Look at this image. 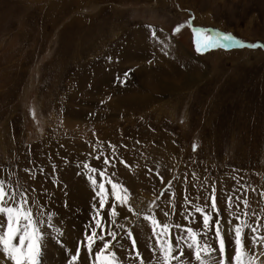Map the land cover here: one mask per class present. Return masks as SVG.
I'll return each instance as SVG.
<instances>
[{"label":"rangeland","instance_id":"374dc122","mask_svg":"<svg viewBox=\"0 0 264 264\" xmlns=\"http://www.w3.org/2000/svg\"><path fill=\"white\" fill-rule=\"evenodd\" d=\"M193 28L242 46L198 52ZM261 46L264 0H0V180L27 192L34 209L48 198L65 207L47 229L42 264H73L91 235L100 209L92 179L105 184L107 213L97 218L116 233L106 239L123 264H139L129 230L145 264H158L145 216L201 228L194 208L211 211L213 187L223 229L245 211L264 225ZM109 180L130 194L117 189L123 206ZM75 181L91 198L69 197L65 184ZM205 239L215 247L211 233ZM233 239L225 237L229 253ZM84 252L75 264H90ZM255 255L264 262V249ZM182 259L197 264L187 252Z\"/></svg>","mask_w":264,"mask_h":264},{"label":"snow or ice","instance_id":"6c2138e0","mask_svg":"<svg viewBox=\"0 0 264 264\" xmlns=\"http://www.w3.org/2000/svg\"><path fill=\"white\" fill-rule=\"evenodd\" d=\"M181 27L178 26L175 31L179 32ZM205 29H195V45L198 52H203L207 49L216 47L242 46L240 41L236 40L230 34L217 33L213 37L202 35ZM249 47H258V45H249ZM264 47V46H261ZM127 76V73L125 74ZM108 161H105L107 163ZM92 172H97L93 168ZM101 176L103 172L99 173ZM92 183L98 186L100 209L97 210V215L93 217L95 226L91 229V235L85 237V241L77 248L71 261L75 264L80 257L81 248L85 249L89 257L90 264H123L117 256L115 250H112V241L106 239V236L116 237L115 232L106 231L102 226L103 217L97 218L99 212L103 210L106 204L105 197L107 191L104 183H99L92 179ZM111 185L113 198L120 202L121 206L126 203V197H122L117 193L119 188L121 192L128 194L126 188L118 185L111 180L108 181ZM34 191V189H33ZM264 195V193H262ZM211 201V211H206L205 206L196 205L194 212L199 214L202 220L201 228H192L181 224H167L159 221L154 215L145 216L144 219L149 221L152 229V235L156 238V246L153 247V255L159 253L157 257L158 264H183V257L186 252L190 257L195 259L197 264H258L255 250L256 248L264 249V235H260L261 225L259 221L254 227L248 222L246 217L248 213L245 211L242 218L240 215L234 214L237 224L233 225L231 219L226 221L229 227L225 230L221 226L220 210L217 207L216 191L213 187L210 196L207 198ZM187 201V197H185ZM239 200V197H237ZM35 203V201H33ZM190 203V202H189ZM245 208L248 206V201H242ZM228 208L233 207L232 198H228ZM238 207V205H237ZM130 210V209H129ZM47 211L44 205H36L35 209L29 202L27 192H17L10 184H6L4 180H0V256L5 258L9 264H42L43 244L46 238L48 228L53 227L54 215L49 213L47 216V225L43 227L45 221L38 219L44 212ZM110 216H117L116 205L113 204L110 209ZM169 213L165 212L167 217ZM255 215V213H253ZM186 219L195 222L193 213H188ZM97 229L101 230V235H97ZM178 230L173 232V230ZM59 234V228L55 229ZM251 235H248V233ZM212 234L215 241V247L208 239H205ZM231 235L234 239V245L231 253L228 252L225 237ZM128 238L132 241V248L135 251V258L139 259V264H145V261L137 248V237L132 230L127 232ZM100 241V247L93 253V245ZM94 257V258H93ZM150 264V262H149ZM191 264V259L189 260ZM264 264V262H259Z\"/></svg>","mask_w":264,"mask_h":264},{"label":"bare ground","instance_id":"6f19581e","mask_svg":"<svg viewBox=\"0 0 264 264\" xmlns=\"http://www.w3.org/2000/svg\"><path fill=\"white\" fill-rule=\"evenodd\" d=\"M61 171H59V170H56V173H60ZM79 180V179H78ZM85 183V182H84ZM89 184H90V182H89ZM68 185H70V187L68 186ZM65 186L66 187H64V189H66L67 191V193H69V197H72L71 195H77V196H79V197H90L91 198V196L93 195V191H90V188H89V185H84L82 182H79V181H75V182H71V183H68V184H65ZM60 187V186H59ZM98 192V191H97ZM97 192H95V193H97ZM42 193V192H41ZM76 197V196H75ZM53 198V197H52ZM109 197H107V195H106V197H105V200H107ZM96 199L97 200H92L93 202H95V204L97 205V207H99L100 206V204H99V197H98V195L96 196ZM59 199H51V198H48L47 200H45V201H39L40 203V205H44L45 207H46V209H47V211H45L44 212V214L43 215H45V214H49V213H51V214H53L55 217L57 216V217H59V218H61V216H63V215H65V213H64V211H65V207H63V205L62 204H56V201H58ZM82 200V199H81ZM107 202H106V204H105V207L103 208V211L104 212H106V209H107ZM111 205V204H110ZM119 206V205H118ZM109 210V209H108ZM102 211V210H101ZM107 213V212H106ZM100 215V214H99ZM103 216V215H102ZM105 216H107V215H105ZM109 216V215H108ZM168 217V216H167ZM55 219V218H54ZM107 219V218H106ZM109 219H111V217L109 218ZM105 220V219H104ZM107 221V220H106ZM111 223V222H110ZM109 223V224H110ZM105 224V223H104ZM67 243V242H66ZM72 245V244H71ZM71 247V246H70ZM72 248V247H71ZM84 251V250H83ZM84 253H86V252H84ZM85 255H87V254H85ZM86 257V256H85ZM94 258V257H93Z\"/></svg>","mask_w":264,"mask_h":264},{"label":"crops","instance_id":"0c3cea01","mask_svg":"<svg viewBox=\"0 0 264 264\" xmlns=\"http://www.w3.org/2000/svg\"><path fill=\"white\" fill-rule=\"evenodd\" d=\"M171 41H172V40H171L170 36H168L167 42L170 44V43L173 42V41H172V42H171ZM170 45H173V44H170ZM174 45H175V44H174ZM177 47H178V46H177ZM178 48H179V47H178Z\"/></svg>","mask_w":264,"mask_h":264}]
</instances>
